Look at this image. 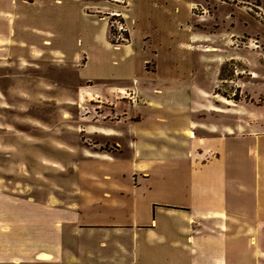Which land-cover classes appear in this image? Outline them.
<instances>
[{"label":"crops","instance_id":"crops-1","mask_svg":"<svg viewBox=\"0 0 264 264\" xmlns=\"http://www.w3.org/2000/svg\"><path fill=\"white\" fill-rule=\"evenodd\" d=\"M11 2L0 0V62L81 57L82 0ZM193 35L194 46L216 43ZM210 50L202 53L219 48ZM217 60L204 84L176 60L146 59V78L131 74L119 85L120 101L140 106L88 130L115 144L86 157L106 169L101 184L90 182L96 193L72 198L57 182L23 195L0 188V264H264V80L259 68H245L255 76L240 81L246 98L236 101L216 91L226 83ZM120 120L128 126L108 125ZM127 173L137 186L123 184Z\"/></svg>","mask_w":264,"mask_h":264},{"label":"rangeland","instance_id":"rangeland-1","mask_svg":"<svg viewBox=\"0 0 264 264\" xmlns=\"http://www.w3.org/2000/svg\"><path fill=\"white\" fill-rule=\"evenodd\" d=\"M120 1L123 3L82 0L83 14L79 21L82 53L76 61L68 62L64 54L55 53L56 57L52 54L48 63L33 65L16 61L10 66L0 62V188L7 186L23 195L24 189L35 192L38 184L41 189H50L57 182L61 183L62 194L68 196L64 190H69L72 198L84 191L96 193L99 185L91 189L90 182L96 180L94 183L101 184L99 179L106 169L86 165V157L91 152L112 151L115 144L102 139L101 134L91 138L88 130L109 119L117 120L125 113L132 114L140 106L136 98L120 101L125 95L118 88L123 81H129L131 74L141 79L147 77L142 74L146 59L148 64L176 60L188 70L193 68L196 81L204 84L213 78L220 58L221 78L226 83L220 84L216 91L236 101L246 98L243 87H239L240 81L255 76L245 68H259L261 77L257 75L256 80H264L261 69L264 67V0ZM35 2L12 0L11 3L16 7ZM101 4L107 7L102 10ZM87 10L93 13L86 14ZM81 11L80 7L73 15L78 17ZM113 13L121 16L113 17ZM37 21L45 24L43 20ZM189 30L193 33L189 34ZM191 34L215 39L216 43L194 46L198 42L190 40ZM27 36L30 38L31 34L28 32ZM123 38L125 41L121 42ZM211 47L219 51L202 53V49ZM246 103L251 102L246 100ZM122 123L120 120L108 125L117 127ZM53 158L61 165L53 164ZM58 174L59 181L55 176ZM132 174H125L127 179L120 178L123 184L138 185L137 176ZM124 194L121 191L116 197L123 198Z\"/></svg>","mask_w":264,"mask_h":264},{"label":"bare ground","instance_id":"bare-ground-1","mask_svg":"<svg viewBox=\"0 0 264 264\" xmlns=\"http://www.w3.org/2000/svg\"><path fill=\"white\" fill-rule=\"evenodd\" d=\"M112 1H114V2H118V3H123V2L120 1V0H112ZM113 14H114V13H113ZM118 16H121V14L117 13V14H114V15H113V17H118ZM121 30L124 31V28H121ZM120 41H121V40H120ZM123 41H125V40H123Z\"/></svg>","mask_w":264,"mask_h":264},{"label":"built area","instance_id":"built-area-1","mask_svg":"<svg viewBox=\"0 0 264 264\" xmlns=\"http://www.w3.org/2000/svg\"><path fill=\"white\" fill-rule=\"evenodd\" d=\"M119 31H121V32H123L122 30H121V28H119ZM124 31H126L125 29H124ZM121 40V42L124 40V38L123 39H120Z\"/></svg>","mask_w":264,"mask_h":264}]
</instances>
